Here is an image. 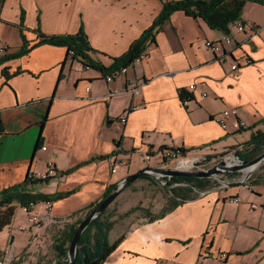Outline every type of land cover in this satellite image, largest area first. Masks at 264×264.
Returning <instances> with one entry per match:
<instances>
[{"label": "crops", "instance_id": "crops-1", "mask_svg": "<svg viewBox=\"0 0 264 264\" xmlns=\"http://www.w3.org/2000/svg\"><path fill=\"white\" fill-rule=\"evenodd\" d=\"M163 1L0 0V48H9L11 56L29 48L23 56L0 58V192L52 162L57 176L29 188L70 192L52 202L58 220L88 212L108 188L138 170L168 166L162 147L219 154L264 129V0L245 4L239 21L246 30L232 24L233 44L217 53L207 41L223 42L227 34L174 12L142 59L115 72L111 82L73 60L65 46L39 44L41 34L71 35L83 26L91 56L108 66L151 26ZM248 57L253 62L246 65ZM193 84L197 88L190 90ZM232 108L245 128L234 129V116L221 127V115ZM188 159L194 164L195 158ZM122 160L126 166L118 165ZM218 183L155 222L113 226L110 242L125 238L102 264H264V179ZM230 196L241 202L232 204ZM40 211L46 212L43 204ZM14 219L0 232V264L6 245L17 242L10 233Z\"/></svg>", "mask_w": 264, "mask_h": 264}, {"label": "trees", "instance_id": "trees-1", "mask_svg": "<svg viewBox=\"0 0 264 264\" xmlns=\"http://www.w3.org/2000/svg\"><path fill=\"white\" fill-rule=\"evenodd\" d=\"M250 0H167L163 1V7L161 12L154 18L151 26L143 31L139 38H137L129 49L121 56L114 58L110 65L105 66L102 63L94 59L90 52L93 48L90 46V42L87 34L84 31V27L75 34L52 36L41 34L43 39L40 43H50L55 46H65L68 50V54L72 55V59L81 61L85 67L96 68L104 75L114 74L120 71L123 67L130 66L136 61L137 58L144 55L148 46L156 42V34L158 31H162L166 21L170 16L177 11H184L194 18H202L206 23L215 30H220L224 34L231 32L232 24L242 18L243 9L245 4ZM253 2H263V0H252ZM23 21V18H22ZM29 52L28 47H23L17 54L8 57L23 56ZM3 58V57H2ZM8 78L9 74L5 73ZM181 97L186 99V91H181ZM264 123V120H263ZM4 130L2 115L0 113V131ZM241 149L237 152L240 160H252L257 157L264 149V129L257 130L252 134L250 141H246L240 144ZM165 150V147L161 148V151ZM182 151L188 153L187 149L181 148ZM108 157V156H104ZM103 158V156L101 157ZM75 168L69 169L67 172L73 171ZM235 173H232L234 175ZM52 178V177H51ZM51 178L32 180L30 173L26 181L22 185H15L11 188L5 189L0 192V232L9 227L14 219L15 213L18 207L35 208L42 202H53L59 198L67 197L68 193H55L47 194L44 192H33L29 185L37 184L38 182H49ZM140 179H150L156 183L155 179L150 176H141ZM167 187L172 193V197L168 200V204L158 213L149 211L146 215L145 222H152L162 219L171 213L179 204L184 201H188L193 198L191 193L196 190H206L213 186V180L211 178H201L196 176H173L165 178ZM131 186V184H130ZM117 188V184H114L107 189L105 197L110 195ZM96 204H91L88 207V213L85 217L94 210ZM129 215V212L127 213ZM83 221L80 219L69 228L63 230L57 237V243L55 248L58 252V259L53 264H70L69 262V244L73 239L75 230ZM114 223L111 221V217L108 216V207L97 218L92 220L87 229L84 230L80 238V242L77 248V256L75 264H102L106 258L115 250L120 242L125 238L121 236L114 243L109 240V233L112 230Z\"/></svg>", "mask_w": 264, "mask_h": 264}, {"label": "rangeland", "instance_id": "rangeland-1", "mask_svg": "<svg viewBox=\"0 0 264 264\" xmlns=\"http://www.w3.org/2000/svg\"><path fill=\"white\" fill-rule=\"evenodd\" d=\"M70 57L72 58L71 54ZM240 149L241 147L239 145L236 148L231 147L225 150H232V153L230 154V161L232 159V161L235 162L234 164H238V160L235 158V156H237V152ZM262 152H264V149L262 150ZM212 153L213 152L206 154ZM206 154L202 152H191L189 154L185 153L182 160L192 157L195 158L196 161L197 159H201L202 156ZM182 160L171 161V159H168L167 161H169V165L160 168H171L173 170L186 169L179 167V164ZM188 160H190L189 162L193 164V159ZM230 161L228 162L231 163ZM216 163H218V161L213 160L204 166L201 165L200 167H196L195 164H193L192 167L186 170L197 171L199 168L201 170H206L214 166ZM232 173L235 174L232 175ZM57 174L58 173H56L53 177H56ZM150 176L155 178L156 183L150 179L139 178L138 180L133 182L131 186L129 185L125 189V191H123L119 195V197L115 199V201L108 207V212L110 213L109 216H111V221L114 223V226L119 227L123 225L126 229H130L133 225H136L138 223L142 224V222L147 219L146 215L149 211H158L160 208H164L167 206L168 200H170L172 197V193L170 192V189L166 186L167 183L165 180V178H169V176H163L155 172ZM256 177L264 179V163L260 164L254 171L250 172L249 174H247V171H226L223 173L220 180H226L230 182H232L233 180L236 182L235 184H237L245 179V182L251 184ZM211 179L213 180V186L211 187H217L220 185L217 179ZM226 185L229 186L230 184L228 183ZM203 191L204 190H196L195 192L191 193V195L195 197ZM40 206L41 205H38L37 207L35 206L33 214H39L41 216L47 215L48 218L40 222L34 223L31 222L30 215L26 213L24 208H18L16 217L14 216V225L16 226V228L15 226H12L10 228V233H16V236L18 237L17 242L13 246L6 245V247L9 246V252L13 255L10 264H53L55 260L58 259V252L55 248V243H57L58 235H60V233L65 228H67V225L69 223L76 222V220L78 219H84L85 215L88 213L87 210H85L84 212H79L78 214L76 213L65 216V218L58 217L59 219L57 220L56 218L54 219L53 215H51L52 206L51 208H47L46 206H44L46 212L41 214ZM128 212L129 215H127ZM20 228L23 229L21 230ZM115 231L116 230L112 232V238H114ZM14 246L17 248V252Z\"/></svg>", "mask_w": 264, "mask_h": 264}, {"label": "water", "instance_id": "water-1", "mask_svg": "<svg viewBox=\"0 0 264 264\" xmlns=\"http://www.w3.org/2000/svg\"><path fill=\"white\" fill-rule=\"evenodd\" d=\"M232 153V150L224 151L222 153H212V154H206L203 155L201 159H197L194 164L196 167H200L201 165L204 166L208 163H210L213 160H217L218 163H216L214 166L206 169L201 170L200 168L197 171H189L186 169H161V168H155L152 166H148L145 169L138 170L134 174H130L127 177H124L122 181L117 184V188L107 197L101 199L97 205L95 206L94 210L91 211L90 214H88L83 221L78 226V229L75 230V233L73 235V239L71 241V244H69V262L70 264H75V259L77 256V248L78 244L80 242V238L82 236V233L85 229L88 228L92 220L97 218L100 214H102L107 207H109L115 199L119 197V195L125 191V189L135 182L139 177L146 176V175H152L154 172L157 174H161L163 176L168 175L169 177L173 176H196L201 178H214L218 181L220 180L221 176L226 171H232V172H239V171H247V174L254 171L260 164L264 163V152L259 154L257 157H254L252 160H240L238 155L235 156V158L238 160V164H234L235 162L230 161V154ZM230 161L231 163H229ZM242 182H245V179L242 180ZM13 242V238H12ZM10 242V243H12Z\"/></svg>", "mask_w": 264, "mask_h": 264}, {"label": "built area", "instance_id": "built-area-1", "mask_svg": "<svg viewBox=\"0 0 264 264\" xmlns=\"http://www.w3.org/2000/svg\"><path fill=\"white\" fill-rule=\"evenodd\" d=\"M236 24V28L237 30H239L240 32H244L246 30V25L241 22V21H235L234 22ZM233 23V24H234ZM234 40L232 38V36L230 34H227L224 38V41L223 42H220V41H207L206 45L208 47V49L212 50L213 52L217 53V52H222L225 48L226 45H231L233 44ZM10 54V50L9 48H5V46L1 47L0 48V58L1 57H6ZM72 54V53H71ZM143 55L139 58L136 59L135 62H138L142 59ZM252 60L250 57L246 58L244 60V64H252ZM237 67V65H235V68ZM88 68V67H87ZM127 71V66L126 67H123L119 72H126ZM118 73V72H117ZM117 73H114V74H108L106 77V80L108 82H111L113 81V78L114 76H116ZM190 90H195L197 88V86L195 84L191 85L190 87ZM133 91L135 94H139L140 92V88L137 86V85H134L133 87ZM202 96L205 97L207 96V93H202ZM230 116H234L237 118V120L235 121L234 123V129L236 130H240V129H243L247 126L246 122L239 119L238 118V109H234L232 108L231 110H228V111H225L223 112V114L221 115L220 119H219V122L221 124V127L222 128H227V126L229 125V117ZM122 123H125L127 122V113H124V115H122ZM44 149H46V147H44ZM162 157L163 159L165 160H168V159H171V161L173 160H182L183 156L185 155V152L181 150V148H167L165 150L162 151ZM147 159L150 160L151 159V156H147ZM118 165H127V162L125 161H119L118 162ZM56 165L54 163H49V165L47 166L46 168V171L44 173H34L33 171L30 172V177L32 178V180H38V179H49L51 177H53L55 174H56V169H55ZM221 182H224L225 184H228L230 183V181H226V180H223ZM228 200L232 203V204H238L241 202V198L239 196H235V197H229ZM44 205L46 206L47 208H51L52 206V202H42L38 205ZM37 205V206H38ZM36 206V207H37ZM24 210L26 211V213H28L30 215V220L32 223L34 222H40L42 220H45L48 218L47 215H39V214H33V210L34 208H28V207H24ZM21 230L23 228H20ZM10 251V248L9 246L6 247V252L4 254V257H2V262L1 264H10L12 258H13V255L9 252ZM220 258L222 259H225L226 258V255L225 254H220Z\"/></svg>", "mask_w": 264, "mask_h": 264}, {"label": "bare ground", "instance_id": "bare-ground-1", "mask_svg": "<svg viewBox=\"0 0 264 264\" xmlns=\"http://www.w3.org/2000/svg\"><path fill=\"white\" fill-rule=\"evenodd\" d=\"M184 161H185L186 163H188V164H187L188 166L192 167L191 163L187 162V161H190V160H187V161H186V159H184V160H182V161L180 162L179 167H181L180 165H181V163H183Z\"/></svg>", "mask_w": 264, "mask_h": 264}]
</instances>
